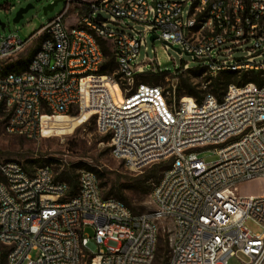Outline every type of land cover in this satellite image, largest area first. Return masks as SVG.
<instances>
[{
  "label": "built area",
  "instance_id": "2783aa9c",
  "mask_svg": "<svg viewBox=\"0 0 264 264\" xmlns=\"http://www.w3.org/2000/svg\"><path fill=\"white\" fill-rule=\"evenodd\" d=\"M64 2L25 40L0 32V61L43 35L25 69L0 66L5 131L36 139L55 118L88 112L130 167L169 165L151 190L153 210L137 213L106 198L93 170L80 171L70 194L49 165L29 171L0 159V264H153L162 221L172 225L168 264H229L237 255L263 264L264 194L241 195L237 185L264 178V0ZM151 36L203 60L212 77L255 72L263 82L230 83L221 99L178 98L140 80L160 67L157 57L137 62ZM101 40L113 53L112 72L100 73L108 58ZM188 68L183 61L177 70ZM203 151L218 159L206 162Z\"/></svg>",
  "mask_w": 264,
  "mask_h": 264
},
{
  "label": "rangeland",
  "instance_id": "374dc122",
  "mask_svg": "<svg viewBox=\"0 0 264 264\" xmlns=\"http://www.w3.org/2000/svg\"><path fill=\"white\" fill-rule=\"evenodd\" d=\"M52 1L0 0V18L7 25L1 29V34L6 35L12 30L18 32L24 40L27 39L63 10L65 2L60 1L52 11L44 14L43 7ZM29 3L33 4L34 7L25 13L19 22H14L13 19L18 9ZM104 16L109 17L105 13ZM128 23L132 24V22ZM67 24H75L73 14L67 16ZM109 26L121 29L120 26L114 23H109ZM42 38L43 35L37 36L18 56L0 61V66H5L6 71H13L24 64L25 61H29L28 58L36 50ZM156 57L160 61V67H157L156 72H148L140 77L141 81L159 85L164 90H169L172 95L175 93L178 98L189 96L187 93L188 87H193L195 90L200 91L202 95L209 92V81L206 80L209 74L206 72L196 74L193 71L195 67L203 64V60H195L186 53L180 55L173 48L167 51L161 40H151L148 37L146 45L140 47L137 62L147 60L149 62L150 59ZM19 60L23 61L19 62ZM183 61L187 62L190 68L177 70ZM148 68H151L150 63L146 64V69ZM200 157L204 158L206 162L218 159V155L213 151H203L200 153ZM0 159L16 160L29 171L49 165L56 176L79 175L82 169H87L86 166H89L94 172L101 173L100 184L103 195L110 194L111 197H115L116 194H119L123 196L126 199L124 202L137 213H148L153 210L152 187L163 169L169 165L168 161L161 160L140 168L130 167L122 159L112 154L110 137L97 130L94 116H89L85 122L77 126L71 133L51 136L49 133H45L44 136L36 139L27 138L19 133L6 132L3 120L0 119ZM157 163L160 164L156 167L153 166ZM155 173H158L156 178L150 177L146 183L144 182L146 176L143 175L153 176ZM237 193L241 195L264 194V178L259 177L238 183ZM246 225L253 232L261 230V227L252 220H248ZM159 226L158 254L154 264H168L171 251L172 225L169 221H162ZM87 232L93 234V229L88 228ZM31 255L35 259L39 256V251L33 250ZM244 262L245 258L241 255L234 256L229 260V264H245Z\"/></svg>",
  "mask_w": 264,
  "mask_h": 264
},
{
  "label": "trees",
  "instance_id": "16d2710c",
  "mask_svg": "<svg viewBox=\"0 0 264 264\" xmlns=\"http://www.w3.org/2000/svg\"><path fill=\"white\" fill-rule=\"evenodd\" d=\"M101 44H102V46H103L108 58H107V62L105 64V66H103L100 69V73L112 72L116 68V62H115L113 53L110 50V48L107 46L106 41L101 40ZM28 59L30 60V58H28ZM21 61H23V60H19V62H21ZM28 62L29 61H27V62L25 61L24 64H22L21 66H19L18 68H16L13 71L19 72V71L25 69V67L27 66ZM193 71H195L196 74H201L202 72H206L205 68L202 67V66L195 67V69ZM206 80L209 81L208 82V86L210 87V90H209L208 93L214 94L219 99H221V97L225 93V91H226V89H227V87H228V85L230 83L242 84V83H245V82H248V81H255L258 84H262V82H263L261 79L258 78V75L255 72H251L249 74H247V73L238 74L235 71H224V72H221L220 74H218L215 77H212V76L209 75ZM148 84L155 85L153 83H148ZM187 93L189 94V96H192L193 98H195L197 102H201L202 99L204 98V95H205V94H203V95L200 94V91L195 90L193 87H188ZM159 164L160 163H157V164H155L153 166L156 167ZM86 168L88 170H93L89 166H86ZM96 174H97L98 178L100 179L101 173L96 172ZM161 175H162V173H161ZM161 175L159 176L158 180L154 184H156L159 181ZM78 176L79 175H75V176H72V175L63 176V175H61V176H56V179L68 183V185L70 187V194H75V192L77 191V187H78ZM143 176L144 177L146 176V179L144 180V182L146 183L149 180L150 177H155L156 178L158 176V173H155L153 176H148V175H143ZM104 196L106 198H116V199H119V200H121L123 202H124V200H126L123 196H121L119 194H116L115 197H111L110 194H107V195H104ZM158 245H159V243H158ZM157 254H158V246H157V250H156L155 259L157 257ZM155 259H154V261H155Z\"/></svg>",
  "mask_w": 264,
  "mask_h": 264
},
{
  "label": "bare ground",
  "instance_id": "6f19581e",
  "mask_svg": "<svg viewBox=\"0 0 264 264\" xmlns=\"http://www.w3.org/2000/svg\"><path fill=\"white\" fill-rule=\"evenodd\" d=\"M88 117V112L79 116L57 117L50 122L48 126L50 128H46L45 133H49L50 136L71 133L77 126L85 122Z\"/></svg>",
  "mask_w": 264,
  "mask_h": 264
},
{
  "label": "water",
  "instance_id": "95a60500",
  "mask_svg": "<svg viewBox=\"0 0 264 264\" xmlns=\"http://www.w3.org/2000/svg\"><path fill=\"white\" fill-rule=\"evenodd\" d=\"M60 1H64V0H53L52 2L46 4L43 7V12L44 14H47L49 11H52L54 9V7L60 2ZM34 5L29 3L24 7H21L18 9V11L16 12L13 21L14 22H19L25 15V13H27L31 8H33ZM7 25L5 22H3L0 18V32L2 28H5ZM155 37L151 36V39L153 40Z\"/></svg>",
  "mask_w": 264,
  "mask_h": 264
}]
</instances>
